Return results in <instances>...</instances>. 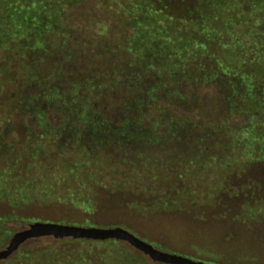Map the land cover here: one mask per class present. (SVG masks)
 Listing matches in <instances>:
<instances>
[{
    "label": "trees",
    "instance_id": "16d2710c",
    "mask_svg": "<svg viewBox=\"0 0 264 264\" xmlns=\"http://www.w3.org/2000/svg\"><path fill=\"white\" fill-rule=\"evenodd\" d=\"M54 46L61 56L58 62H51L49 70L76 61L87 70H106L110 74L98 72L96 78L107 79L109 85L103 87L99 81L93 84L88 80V85L81 87L72 81L68 93H74L75 98L65 101L68 93L62 86H54L50 73L33 75L22 70L21 80L43 91L19 93L8 71L24 66L14 62L13 51L6 52L17 48L21 55L34 48L48 51ZM185 82L193 86L192 91L181 88ZM132 88L137 90L122 100L117 121L103 117L101 110L90 104L92 94ZM79 91H85V97L79 96ZM197 92L206 99L196 101ZM199 103L218 117L207 118V111L204 114L198 109ZM144 108L150 113H144ZM132 112L141 116H132ZM48 115H58L63 121L51 126ZM26 116H35L37 124H24ZM231 118L238 120L231 123ZM34 128L71 136L81 133L94 140L111 133L121 136L126 130L155 135L162 129H184L191 134L201 128L205 132L213 129L218 136L215 141L242 152V161L262 157L264 0H0V149L6 143L8 146L0 152V167L6 170L0 174V196L15 205L48 195L59 201L73 200L69 187L75 180H65V173L52 177L42 165L38 176L43 185L28 177V165L46 154L45 146L48 148L47 135H32ZM16 129L27 134L8 141L7 136ZM224 137L228 141L221 140ZM17 147L22 148L18 153ZM24 152L25 156L21 155ZM100 157L105 158L98 153L95 161ZM15 171L18 174L9 177ZM83 176L77 172L75 179L83 181ZM96 178L94 174L91 179L96 183ZM74 190L79 198L82 193L78 186ZM13 204L10 206L15 208ZM55 240L53 254L31 264H56L62 251L68 252L71 244L82 241ZM24 252L14 255L20 263L26 260ZM69 255L67 259L79 253Z\"/></svg>",
    "mask_w": 264,
    "mask_h": 264
},
{
    "label": "rangeland",
    "instance_id": "374dc122",
    "mask_svg": "<svg viewBox=\"0 0 264 264\" xmlns=\"http://www.w3.org/2000/svg\"><path fill=\"white\" fill-rule=\"evenodd\" d=\"M11 51L14 52V62L24 67L17 68V71L9 70L8 78L16 80L13 79L15 88L19 93L23 91L24 95L42 90L36 88V84L27 85L21 80V73L28 70L33 75L50 73L55 79L54 86L63 87L67 93L72 81L81 87L88 85V80L93 84L99 81L103 87L109 85L108 81L105 82L107 79L101 81L96 78L100 75L98 72L105 75L106 70H87L76 61L69 66L60 63L55 71L49 70L51 62H58L61 56L55 46L48 51L34 48L21 55L17 48H12L6 54ZM180 86L185 91L193 90L187 82ZM135 90L92 94L90 104L99 108L103 117L117 121L122 111V100ZM73 94L69 92L65 101L73 100ZM78 95L85 97V91H79ZM195 96L196 101L206 99L198 92ZM204 104L199 103L198 109H202L200 111L204 114L207 111V118H217L219 114L209 111ZM143 112L149 114L150 109L144 108ZM130 115L138 118L141 113L132 112ZM237 120L230 119L231 123ZM23 121L28 125L37 124L35 116H26ZM47 121L49 125L57 126L63 120L58 115H48ZM201 129L193 131V134L184 129L179 132L162 129L155 135L126 130L121 136L111 133L94 140L86 134L74 133L71 136L63 131L48 129L43 132L34 128L32 135H47L48 148L45 146L46 154L37 156L28 165V177L36 178V183L43 185L39 181L42 165L47 166L45 171L52 177L65 173V180L68 177L75 180L69 187L73 200L59 201L58 197L48 195L15 205L1 195L0 250L16 232L28 228L31 223L47 221L101 228L119 226L160 251L205 264H264V154L242 161V152L215 141L218 138L216 130L207 129L205 132ZM18 134L24 136L27 133L16 129L7 136V140L11 141ZM118 138L123 144H117ZM225 139L228 141V138H221ZM5 148H8L7 143L0 152ZM20 150L22 148L17 147V153ZM98 153L105 158L95 161ZM21 155L25 156V152ZM68 168L71 172L67 174ZM89 170L91 175L87 177ZM3 172L6 170L0 167V174ZM77 172L84 173L83 181L76 180ZM17 174L15 171L9 177ZM22 174L25 175L26 170ZM94 174L98 176V184L91 179ZM77 186L82 193L79 198L74 190ZM80 240L71 244L68 252L62 251L56 264H166L151 260L124 241ZM54 242L57 240L50 236L28 239L9 257L0 260V264L43 261L46 254H53ZM22 250H25L26 260L23 258V263H20L14 255ZM74 252L79 256L67 259L71 257L69 253Z\"/></svg>",
    "mask_w": 264,
    "mask_h": 264
},
{
    "label": "water",
    "instance_id": "95a60500",
    "mask_svg": "<svg viewBox=\"0 0 264 264\" xmlns=\"http://www.w3.org/2000/svg\"><path fill=\"white\" fill-rule=\"evenodd\" d=\"M43 236H50L54 239L73 238L124 241L133 248L148 255L153 261L166 264H205L202 261H196L181 255L160 251L119 226L101 228L40 221L31 223L28 228L16 232L5 248L0 250V260L9 257L24 241Z\"/></svg>",
    "mask_w": 264,
    "mask_h": 264
}]
</instances>
